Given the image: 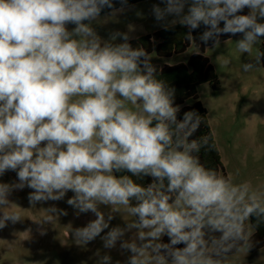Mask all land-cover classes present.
<instances>
[{
	"label": "clouds",
	"instance_id": "1",
	"mask_svg": "<svg viewBox=\"0 0 264 264\" xmlns=\"http://www.w3.org/2000/svg\"><path fill=\"white\" fill-rule=\"evenodd\" d=\"M119 3L0 0V176L17 177L0 183V229L22 219L11 210L13 191L31 189L32 206L71 191L66 203L95 216L72 230L78 245L97 237L104 249L119 242L130 253L125 264H229L253 246L249 221L264 222V190L201 163L208 137L192 138L201 116L192 110L178 119L175 89L157 78L150 55L133 48L128 33L98 34L93 22L105 8L123 12L127 0ZM161 3L152 7L155 19L173 17L189 40L201 24L200 40L214 47L221 35L242 34L235 43L245 54L264 38V0ZM262 62L257 49L243 70ZM46 213L41 223L67 215L55 206ZM115 213L123 227H110ZM96 255L97 264H112L109 254Z\"/></svg>",
	"mask_w": 264,
	"mask_h": 264
},
{
	"label": "rangeland",
	"instance_id": "2",
	"mask_svg": "<svg viewBox=\"0 0 264 264\" xmlns=\"http://www.w3.org/2000/svg\"><path fill=\"white\" fill-rule=\"evenodd\" d=\"M157 4L163 7L161 0H146L125 7L123 12L112 11L101 15L93 22V27L103 39H108L116 31L126 32L131 43L166 29V24L167 28L177 25L170 24L173 17L166 21L155 19L152 7ZM72 27L69 25L70 29ZM240 38L242 35L206 48L204 55L214 67L220 85L219 90H214L208 83L200 85L198 95L207 110L226 176H232L235 183L248 181L254 188L264 190V62L251 71L243 70V64L253 59L257 49L264 50V38L253 47L251 54L237 50L235 42ZM116 42L123 41L118 38ZM199 52L200 49L192 43L186 52L168 58L159 57L155 50L149 55L155 67L163 68L187 64L190 56ZM225 59L230 63L224 64ZM192 103L193 100H188L186 105ZM13 182H17L14 171L0 176V183ZM31 191L26 187L9 196V201L14 204L11 210L20 212L22 219L15 224L9 222L7 227L0 229V264H97V251L101 256L109 254L112 264L117 261L125 264L130 253L123 252L119 242L113 249H104L99 237L87 245L76 243L72 230L86 226L95 216L91 212L77 214V210L66 203L74 193L69 191L61 201L39 202L32 206L28 200ZM52 206L65 210L67 215H57L53 223H41L40 220L47 215L46 210ZM101 210L107 213L110 209L101 206ZM114 215L110 227H123V216L120 213ZM249 227L253 234V228ZM131 235L128 233L125 238ZM229 264H264V248L256 252L235 253Z\"/></svg>",
	"mask_w": 264,
	"mask_h": 264
},
{
	"label": "trees",
	"instance_id": "3",
	"mask_svg": "<svg viewBox=\"0 0 264 264\" xmlns=\"http://www.w3.org/2000/svg\"><path fill=\"white\" fill-rule=\"evenodd\" d=\"M146 0H127V6H131ZM116 9L121 7L119 0H113ZM126 6V7H127ZM112 9L105 8L101 15L111 13ZM248 9L245 8L243 13L247 14ZM221 26H223L221 24ZM206 30L203 24L199 28L192 31V39L187 38L189 29L186 26L175 25L153 33L152 35L142 36L138 39L131 41L133 48L143 47L148 54L154 50L157 55L162 58H168L173 55L181 54L187 51L192 43L195 44L201 52L194 53L190 56L187 64H177L173 66L166 65L163 68L156 66L157 78L165 81L170 87L175 89V104L180 106L181 111L178 113V119H182L183 113L186 111H196L201 116V126L198 131L193 135V139H200L208 137V144L203 147L198 153L201 163L206 167L224 173L225 169L222 163L221 155L215 141L211 126L208 120V113L201 101L199 100L198 87L203 84H210L214 90H219V77L210 64L209 59L204 55L207 47L213 45L210 40L206 44L200 40V36ZM242 34L232 36L231 34H224L220 36V41H226L232 37H239ZM188 100H193L191 105H186ZM134 180L137 178L133 177ZM138 183L147 184V178L137 180ZM249 225L253 228L251 237L252 247L249 252H256L264 248V222L257 221L252 218ZM162 242H169L168 237H163ZM183 247V245H178ZM229 255H232L231 253Z\"/></svg>",
	"mask_w": 264,
	"mask_h": 264
}]
</instances>
